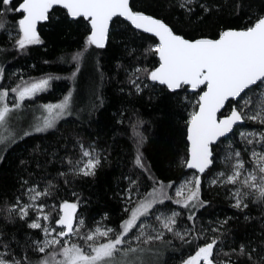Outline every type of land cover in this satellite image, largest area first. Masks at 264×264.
Here are the masks:
<instances>
[{
    "label": "snow or ice",
    "instance_id": "obj_1",
    "mask_svg": "<svg viewBox=\"0 0 264 264\" xmlns=\"http://www.w3.org/2000/svg\"><path fill=\"white\" fill-rule=\"evenodd\" d=\"M148 8L180 15L170 23ZM222 12L240 25L206 32L203 26ZM61 15L84 27L70 56L75 70L64 77L73 87L58 102L37 107L36 117L31 104L62 77L25 80L8 69L32 46L45 45L42 25ZM113 49L120 52L117 72L124 73L120 92L137 98L145 90L164 93L179 98L186 114L181 174L167 180L147 166L140 151L146 137L136 131L144 121L137 117L134 166L151 183L142 191L139 178L126 177L116 221L107 212L86 216L87 200L76 187L108 159L98 137L77 130L82 114L91 117L103 97L93 90V102L81 108L76 76L97 50ZM96 66L100 70L99 61ZM49 132L59 133V141L36 144L30 159L19 160L28 179L12 202L0 203V264H264V0H153L147 7L144 0H0V152ZM213 193H223L245 223L258 222L259 232L237 243L230 221L239 216L205 220Z\"/></svg>",
    "mask_w": 264,
    "mask_h": 264
},
{
    "label": "trees",
    "instance_id": "obj_2",
    "mask_svg": "<svg viewBox=\"0 0 264 264\" xmlns=\"http://www.w3.org/2000/svg\"><path fill=\"white\" fill-rule=\"evenodd\" d=\"M152 2L153 0H144V6L147 7ZM160 2L166 5L169 0H160ZM148 11L166 18L170 23H175L176 17L180 15L178 11L174 16L169 15L163 8H148ZM220 25L239 26L240 21L228 12H222L218 19L213 17L203 27L206 32L214 34ZM186 31L192 34L190 29ZM41 35L45 45L32 46L27 55H20L12 60L8 69L9 72L20 73L25 80L29 77L42 78L46 75L62 77V79L54 80L49 91L41 93L31 105L56 103L62 98V94L73 87V81L64 77H70L75 70L70 56L80 48L84 27L67 24L61 15L60 19L46 22V26L42 25ZM97 51L100 53L99 56L80 65L75 86L80 97L78 104L81 108H87L93 102V90L103 97V105L91 117H87V113L82 114L83 123L77 130L85 137L92 139L98 137V147L107 150L108 159L94 178L77 181L76 187L87 200L86 216L99 218L107 212L110 220L116 221L121 214L123 190L128 187L126 177L139 178L142 191L147 190L151 183L146 174L134 166L137 148L136 131L146 137L140 151L151 172L162 180L177 179L181 174L177 162L185 151L186 114L178 106L179 98L148 90H145L141 98L120 92L119 89L123 86L124 80L123 71L118 73L116 69V64L121 62L116 58L120 52L115 49ZM45 61L48 62L45 63ZM97 61L104 75L103 80L96 66ZM149 95L153 97L152 100H149ZM121 112H124L123 117L120 116ZM137 117L143 120L144 124L143 127L134 131L133 125ZM118 119H123V124L117 123ZM67 127L69 126L64 125L61 131ZM59 139L60 135L56 132L34 134L20 141L18 146H10L6 153L0 152L2 157L0 159V203L12 202L20 188L21 180L28 179V172L23 170L19 160L30 159L29 153L36 144L45 148L55 145ZM55 167L58 165H53L49 171H53ZM208 198L213 200V206L204 211L205 220L214 219L215 216L221 219L226 215L239 216V219L230 221L232 236L237 243L244 242L245 237H254L259 232L260 224L256 221L251 224L245 223L241 214L228 207L223 193L218 195L213 193ZM252 215L259 216V212L252 209ZM0 226H3L2 220H0ZM8 227L16 230L20 225Z\"/></svg>",
    "mask_w": 264,
    "mask_h": 264
},
{
    "label": "rangeland",
    "instance_id": "obj_3",
    "mask_svg": "<svg viewBox=\"0 0 264 264\" xmlns=\"http://www.w3.org/2000/svg\"><path fill=\"white\" fill-rule=\"evenodd\" d=\"M76 94L78 95V102H79L80 97H79V94L77 93V90H76ZM26 103H28V102H26ZM42 105H44V104L31 105L29 111L32 114H34L36 117H39L41 115V112L40 111H37L36 109H37V107L42 106Z\"/></svg>",
    "mask_w": 264,
    "mask_h": 264
}]
</instances>
